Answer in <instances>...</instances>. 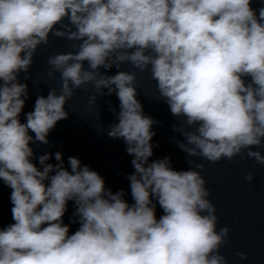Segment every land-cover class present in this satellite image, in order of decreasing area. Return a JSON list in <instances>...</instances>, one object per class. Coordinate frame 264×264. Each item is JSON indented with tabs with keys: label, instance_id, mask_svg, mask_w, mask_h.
<instances>
[{
	"label": "clouds",
	"instance_id": "9594fccd",
	"mask_svg": "<svg viewBox=\"0 0 264 264\" xmlns=\"http://www.w3.org/2000/svg\"><path fill=\"white\" fill-rule=\"evenodd\" d=\"M50 35L73 41V50L48 57L47 77L58 74L59 90L37 96L22 123L28 85L20 74L31 79ZM126 64L135 71L123 70ZM113 67L114 75L100 71ZM146 71L158 100L182 118L173 131L183 139L174 143L187 170L174 169L171 157L150 161L158 121L137 99V74ZM88 86L89 112L100 97L119 101L118 112L109 102L118 122L104 131L133 157L132 203L74 156L70 170L59 151L56 164L49 153L38 156L39 167L33 162L31 145L49 144L68 118L65 105ZM261 148L264 0H0V180L12 190L14 221L0 228V264H228L221 248L231 229L217 228L205 164L196 158L264 166ZM244 179L253 182V172ZM69 201L79 225L72 233L63 220Z\"/></svg>",
	"mask_w": 264,
	"mask_h": 264
},
{
	"label": "water",
	"instance_id": "95a60500",
	"mask_svg": "<svg viewBox=\"0 0 264 264\" xmlns=\"http://www.w3.org/2000/svg\"><path fill=\"white\" fill-rule=\"evenodd\" d=\"M260 6V3L252 5L253 8ZM72 43L74 42L50 35L49 44L41 45L34 56L30 69L31 79L24 80V74H20L21 82L28 85V98L20 116L22 123L26 122L25 114L33 110L37 96H47L49 89L53 87L59 90L58 74L54 79L47 77V60L54 53L72 51ZM123 70L135 71L128 64L123 66ZM100 71L114 75L117 69L113 67L105 71L101 68ZM137 76L140 85L137 99L143 105L144 114L158 121L152 128L155 136L151 141L153 156L150 161L171 157L174 169L187 170L189 164L186 154L174 143L175 140L183 139L178 132L173 131V125L182 123V118L173 116L168 105L163 100H158L155 81L151 79L149 72L138 73ZM93 94L90 86L87 91L76 90L69 105H65L68 118L57 122L48 136L49 144L31 145L35 153L33 162L39 167L38 156L49 153L51 158L48 162L56 164L54 154L59 151L65 167L70 170L68 157L74 156L82 165L98 172L105 179L106 187L113 192L124 189V199L132 203L127 176L134 172L131 164L133 157L126 152V145L122 140L110 138L104 131L112 123L118 122L109 111V102L118 112L119 101L115 94L100 97L96 105H91L92 111L89 112L88 100ZM258 150L264 153V148ZM196 159L205 164L202 175L212 193L209 198L217 208V228L219 230L220 227L228 226L231 229L228 243L222 246L221 254L227 257L228 264H264V166L258 165L251 158L236 157L233 161L224 159L214 164ZM250 171L254 174L251 183L244 179ZM11 191L0 180V228L14 222L11 215ZM73 212L74 204L69 201L63 220L70 226V233L79 227L78 223H74ZM162 214L157 205V218ZM237 252L247 253L248 259L240 260L236 256Z\"/></svg>",
	"mask_w": 264,
	"mask_h": 264
}]
</instances>
